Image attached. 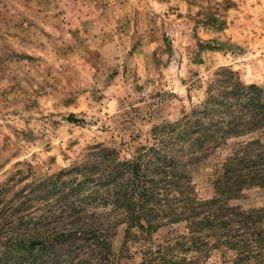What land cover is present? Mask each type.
<instances>
[{"label": "rangeland", "instance_id": "rangeland-1", "mask_svg": "<svg viewBox=\"0 0 264 264\" xmlns=\"http://www.w3.org/2000/svg\"><path fill=\"white\" fill-rule=\"evenodd\" d=\"M224 68L264 87V0H0V216L9 206L15 216L38 215L32 190L62 170L72 169L64 181L93 184L84 178L94 174L95 149L136 157L155 144L156 126L204 101ZM222 160L212 153L188 167L193 197L264 209V187L219 194ZM99 200L85 204L112 210ZM165 219L133 227L126 246L127 224H120L114 251L126 247L129 264L167 246L175 257L205 264H264V251L242 262L216 237L205 239L207 252L196 250L188 223ZM2 226L0 220L5 237ZM23 231L21 237H32Z\"/></svg>", "mask_w": 264, "mask_h": 264}, {"label": "trees", "instance_id": "trees-1", "mask_svg": "<svg viewBox=\"0 0 264 264\" xmlns=\"http://www.w3.org/2000/svg\"><path fill=\"white\" fill-rule=\"evenodd\" d=\"M216 75L204 101L180 120L156 126L155 144L139 149L136 157L119 159L108 146L95 149L94 174L84 178L93 184L77 178L64 181L63 174L72 169L62 170L51 183L32 190L42 209L38 215L15 216L9 206L0 216L8 231L0 236V264H129L126 247L119 254L113 248L117 227L127 224L126 246L133 227L145 228L142 221L157 227L165 218L188 223L196 250L207 252L205 239L216 237L217 245L236 250L242 262L262 257L264 209L248 212L220 198L201 202L188 185V167L217 153L224 166L216 182L219 194L233 197L252 186L264 187V87L243 82L227 68ZM69 118L75 120L74 115ZM101 187L105 192L100 193ZM98 198L103 206L112 204V210L90 211L86 202ZM46 214L51 219L42 222ZM27 229L32 237H21ZM147 256L139 264H205L175 257L171 246Z\"/></svg>", "mask_w": 264, "mask_h": 264}]
</instances>
